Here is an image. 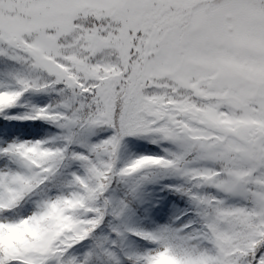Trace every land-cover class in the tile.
Returning <instances> with one entry per match:
<instances>
[{
  "label": "snow or ice",
  "instance_id": "snow-or-ice-1",
  "mask_svg": "<svg viewBox=\"0 0 264 264\" xmlns=\"http://www.w3.org/2000/svg\"><path fill=\"white\" fill-rule=\"evenodd\" d=\"M162 258L264 264V0H0V264Z\"/></svg>",
  "mask_w": 264,
  "mask_h": 264
},
{
  "label": "trees",
  "instance_id": "trees-1",
  "mask_svg": "<svg viewBox=\"0 0 264 264\" xmlns=\"http://www.w3.org/2000/svg\"><path fill=\"white\" fill-rule=\"evenodd\" d=\"M172 203H175L176 205H178L180 207L184 206V201L179 199V198H174L172 200H169L168 204L165 205V210H166L165 214L170 213L172 211Z\"/></svg>",
  "mask_w": 264,
  "mask_h": 264
},
{
  "label": "rangeland",
  "instance_id": "rangeland-1",
  "mask_svg": "<svg viewBox=\"0 0 264 264\" xmlns=\"http://www.w3.org/2000/svg\"><path fill=\"white\" fill-rule=\"evenodd\" d=\"M171 264V262L167 258H162L160 264Z\"/></svg>",
  "mask_w": 264,
  "mask_h": 264
}]
</instances>
